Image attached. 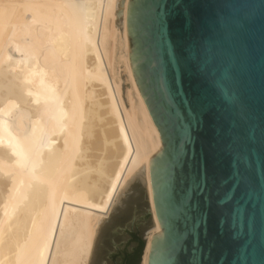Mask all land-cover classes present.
<instances>
[{
	"label": "bare ground",
	"instance_id": "obj_1",
	"mask_svg": "<svg viewBox=\"0 0 264 264\" xmlns=\"http://www.w3.org/2000/svg\"><path fill=\"white\" fill-rule=\"evenodd\" d=\"M126 3L0 0V264H87L141 165L147 264L159 232L148 160L161 144L128 67Z\"/></svg>",
	"mask_w": 264,
	"mask_h": 264
},
{
	"label": "water",
	"instance_id": "obj_2",
	"mask_svg": "<svg viewBox=\"0 0 264 264\" xmlns=\"http://www.w3.org/2000/svg\"><path fill=\"white\" fill-rule=\"evenodd\" d=\"M191 4L194 22L188 26L181 8ZM174 5H176L174 7ZM125 34L128 67L148 116L157 131L158 151L148 160V178L159 232L151 237L147 264H186L193 259V225L198 221L201 264H264V0H127ZM195 47L199 61L208 66L211 78L197 73L184 59V49ZM156 65L164 71L171 111H158L148 95L147 73ZM211 79L227 81L226 95L238 98L233 110L217 95ZM157 90L159 83L152 82ZM191 106L199 118L200 106L208 109L203 123L192 130L191 146L196 159L208 163L206 175L194 168V184H203L201 194L188 183L175 190L167 183L161 157L168 145L161 135L163 119L184 114ZM243 108V114L240 108ZM223 117L225 129L220 143L240 153L235 167L248 176L250 190L237 191L228 204L218 201L233 180V156L217 148L214 160L208 156L215 143L213 117ZM179 142L180 133H175ZM160 180L157 182V173ZM227 181V183H221ZM187 193V195H186ZM190 197V199H189ZM239 202L243 205L235 223L223 226V212ZM205 223L211 249L204 238ZM137 236L143 242L154 228L141 165L118 191L111 211L97 228L87 264H119L124 250L131 252ZM233 233H237L235 237ZM141 250V255L143 253ZM141 255L137 264H140Z\"/></svg>",
	"mask_w": 264,
	"mask_h": 264
},
{
	"label": "snow or ice",
	"instance_id": "obj_3",
	"mask_svg": "<svg viewBox=\"0 0 264 264\" xmlns=\"http://www.w3.org/2000/svg\"><path fill=\"white\" fill-rule=\"evenodd\" d=\"M183 2V0H181ZM195 0H193V4ZM176 5H174L175 7ZM180 14L184 18L185 23L188 26H191L194 22L193 17V8L191 4H185L180 10ZM185 52V61L191 65H194L196 71L201 76L211 78V71L207 65L201 63L197 57L195 47L190 46L184 49ZM156 65H152V71L147 73V81L149 84L148 95L153 103L156 105L158 111L168 110L171 111L170 106L166 103L167 98L170 95L169 85L165 82L164 78V69L161 68L159 72L155 71ZM153 80L158 81V93L157 90L153 89L152 82ZM217 95L220 96L226 104L229 105L233 110L236 109L238 104V98L229 97L226 95V90L228 88L227 81H217L211 79ZM208 111L204 106H200L199 109V118L197 114L193 111L191 106L187 107L186 113L188 114V120L184 119V114L176 115L172 114L170 118L163 119L161 123V135L164 137L166 144L168 145L167 151L161 157V161L166 167V179L167 183L172 185L173 189L177 187H183L185 183H188L189 187L195 191L198 195L201 194L204 190L203 184H194L195 173L193 169L195 168L197 172L201 175L207 174L208 163L205 160L203 153L201 154L200 159H196L195 153L192 150L191 146L195 143V138L192 136V130L198 128L203 123V115ZM241 113L243 114V108H240ZM223 117L220 114H216L213 117V131L215 136V143L209 145L208 156L210 160H214L216 156L217 148L223 151L229 152L233 156L234 161V171L232 173L231 179L233 183L228 192L225 193L223 198L218 201L220 206L228 204L232 201V197L237 191L242 193H247L250 190V181L246 174H243L239 171L238 167H235L240 162V153L233 151L227 145H222L220 143L222 139V134L225 129L222 124ZM179 132V142H176L175 133ZM262 140H264V129H262ZM160 176L159 172L157 173V182L159 183ZM221 183H227V181H222ZM187 195V193H186ZM190 199V197H189ZM243 205L239 202H236L232 207L222 213L220 218V224L223 226L225 223L229 224L231 227L235 223V219L238 217L240 209ZM200 227V222L198 221L193 225V240H192V255L193 259L186 264H201V262L196 259V257L201 252L200 247V236L198 229ZM204 238L208 243L209 249L214 244V241L208 240V230L205 223L204 227ZM237 233H233L235 237Z\"/></svg>",
	"mask_w": 264,
	"mask_h": 264
},
{
	"label": "trees",
	"instance_id": "obj_4",
	"mask_svg": "<svg viewBox=\"0 0 264 264\" xmlns=\"http://www.w3.org/2000/svg\"><path fill=\"white\" fill-rule=\"evenodd\" d=\"M137 228L134 227L133 232L131 234L132 239L134 240V247L131 249V252L126 250L123 251L121 255V261L119 264H137L139 261V257L141 255V250L143 248V242L137 236Z\"/></svg>",
	"mask_w": 264,
	"mask_h": 264
},
{
	"label": "rangeland",
	"instance_id": "obj_5",
	"mask_svg": "<svg viewBox=\"0 0 264 264\" xmlns=\"http://www.w3.org/2000/svg\"><path fill=\"white\" fill-rule=\"evenodd\" d=\"M120 19H121V17H120V11H119V9L117 8V9H116V14H115L114 26H115V28L118 29V32H120L121 29H122V24H121ZM120 24H121V25H120ZM119 28H120V29H119ZM124 87H125V82H121V89L124 90ZM110 211H111V210H110ZM109 213H110V212H109ZM109 213H108V215H107L105 218L102 219V221L99 223V225H100L105 219L108 218ZM99 225H98V226H99ZM149 231H150V230H149ZM149 231H148V232H149ZM148 232H147V233H148Z\"/></svg>",
	"mask_w": 264,
	"mask_h": 264
}]
</instances>
